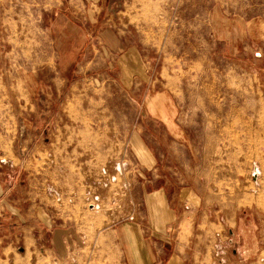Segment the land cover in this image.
Masks as SVG:
<instances>
[{
  "label": "rangeland",
  "instance_id": "rangeland-1",
  "mask_svg": "<svg viewBox=\"0 0 264 264\" xmlns=\"http://www.w3.org/2000/svg\"><path fill=\"white\" fill-rule=\"evenodd\" d=\"M81 1L0 0V264H264V0H99L92 28ZM125 36L194 145L209 221L188 239L151 233L126 141L144 107L110 61ZM147 125L168 194L170 136Z\"/></svg>",
  "mask_w": 264,
  "mask_h": 264
},
{
  "label": "crops",
  "instance_id": "crops-1",
  "mask_svg": "<svg viewBox=\"0 0 264 264\" xmlns=\"http://www.w3.org/2000/svg\"><path fill=\"white\" fill-rule=\"evenodd\" d=\"M81 3L82 11L79 12V10L73 9V12H78L79 16L84 12L83 18L88 23L85 12L86 9L92 10L93 13L91 12L92 14L89 17L90 21L93 22L88 23V28H92L90 25L95 26V23H98V17L101 18L100 10H97L100 4L99 0H82ZM60 4L62 5L61 2L56 5ZM70 6L72 7L71 1H69ZM105 31L111 33L110 30ZM83 33L84 35L89 34H86L85 31ZM115 39L117 43L110 44L114 54L111 53L110 61H113L118 68L121 78L125 79V88L129 90L132 87L131 92H134L132 96L134 98L127 96L126 100L136 103L138 107L141 105L144 107V110L141 111L143 121L140 124H134L128 130L126 141L130 153L140 169L137 171L138 176L144 177V173L149 176V179L141 181V193L144 205L147 208V218L150 216L151 209H153L155 215L161 216L162 225L160 228H155L151 224L150 218H148L151 233L161 240L164 239L166 233V238L169 239L170 231L175 233L177 238L184 233L186 239L201 234L198 233L199 226L201 223L209 221V213L206 207L200 205V199L203 197V178L199 174V165L197 164L194 145L191 144L192 141L188 136V130L180 125L171 97L165 90L155 89L154 85L158 78L152 76L151 60L147 59L145 54L141 53L127 36H125V43H123L122 38L117 39L115 37ZM255 53L257 55L256 59L261 58V54ZM72 54H75L76 57L81 55L79 51L76 52V48H74ZM64 55L61 52H57L56 55L58 63L60 62L57 65L61 72L65 69V64L62 63ZM108 65L110 66V64ZM148 123H161L163 129L170 136V146L171 151H173L170 152V156L175 159V163L170 167L173 175L170 176L171 191L168 194L167 188L157 183L159 179H163L162 176L158 175V169L161 168L163 158L153 142H149L148 136L154 135L156 128L147 125ZM150 178H153V180L151 181ZM147 183H149V186H147ZM154 183H157V185L155 186ZM153 224H155L154 220ZM207 228L208 225L204 226L200 232L205 231ZM135 236L134 229L130 225H125V230L119 237L122 246L131 255H134L133 252H135V242L131 241ZM135 254L140 255V252L136 251ZM168 256L166 259L167 264H185L184 255L179 251H171Z\"/></svg>",
  "mask_w": 264,
  "mask_h": 264
}]
</instances>
